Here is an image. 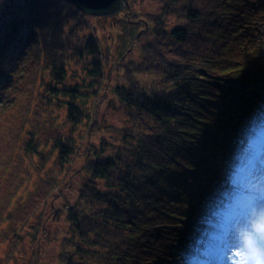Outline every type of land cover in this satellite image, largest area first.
<instances>
[{"label": "trees", "instance_id": "1", "mask_svg": "<svg viewBox=\"0 0 264 264\" xmlns=\"http://www.w3.org/2000/svg\"><path fill=\"white\" fill-rule=\"evenodd\" d=\"M135 2L110 24L123 48L113 62L69 2L24 0L3 21L1 106L14 122L0 154V264L42 252L52 223L53 264H173L190 256L204 208L212 220L230 197L228 171L243 168L228 164V137L264 114V0ZM110 93L120 125L98 119Z\"/></svg>", "mask_w": 264, "mask_h": 264}, {"label": "rangeland", "instance_id": "2", "mask_svg": "<svg viewBox=\"0 0 264 264\" xmlns=\"http://www.w3.org/2000/svg\"><path fill=\"white\" fill-rule=\"evenodd\" d=\"M24 0H0V31L3 27V21L6 20L14 10L19 5H23ZM141 3V0L135 2L136 5ZM12 11V13H11ZM122 11L108 17H102V19H97L100 17H88V25L90 28L94 27L96 36L101 40L103 46L109 49L111 54V59L113 61L117 60L118 55L122 53L123 48L120 44V28L118 26L112 27L111 23L118 22V20L123 16ZM75 20H69V24L66 26L67 31L69 27L73 25ZM81 30V29H80ZM120 33V34H119ZM89 34L88 29H83L79 35L75 36V40H72L74 44H79L85 41ZM67 35V34H65ZM77 38V39H76ZM123 59L120 60V62ZM113 63L107 64V71L110 70ZM118 66V64H117ZM27 81V80H25ZM113 83V82H112ZM25 85V84H24ZM255 87L261 96L264 97V85L257 84ZM0 154L3 155L4 147H7L8 140L10 138V131L14 119L5 106L1 104L7 99L8 93L5 90H0ZM249 111L254 109L255 103L253 101ZM264 105V98L260 104V108ZM102 112L99 113L98 119L101 125H120L125 120V113L116 100V98L110 93V97L104 102L102 107ZM253 121L248 122L249 131H243L244 134L235 137H228V155L226 156L229 163L237 165L242 162V172L232 169L231 172L228 171V175H233L230 178L233 180L225 181L223 188L229 189L231 192L230 197L222 204L214 205V210H212V220L207 218L210 213L209 207L204 208L203 212L198 216L201 220H204V227L199 231L204 234L203 238L198 232V238L195 239L193 243L194 248H187L186 252L193 256L190 259L188 253L182 256L180 261H175L173 264H264V259L256 258L252 261H245L243 258L244 249L250 244V237L254 234L264 235V114H258L250 116ZM102 120V121H101ZM11 122V123H10ZM10 123V124H9ZM257 123V125H256ZM9 124V127H8ZM257 126V127H256ZM8 127V128H7ZM7 128V129H6ZM97 139V137H96ZM235 139L239 141V144H234ZM89 145L87 143L82 144V149H87ZM6 156V154H5ZM251 158V161L249 160ZM249 160V161H248ZM248 161V162H247ZM83 162V155L77 157L74 161L72 170L77 169L81 166ZM81 183V178H75L72 186L63 194L71 198L73 193L77 192V186ZM262 199L263 203H257L255 209H252L246 219L241 222H234L233 216L239 211V209H234L232 211V217L230 221H227V216L230 213V208L228 204L232 202L233 204L240 205L244 204L248 199ZM64 198L58 200L56 206L58 208L63 207L65 201ZM224 216V217H223ZM229 217V218H230ZM218 218H223L220 221ZM211 221H214L211 223ZM49 239H45L44 249L41 251L36 250L32 256L35 248H29V255L26 257L25 262L19 258L15 264H53L54 257L57 252L58 244L61 242V237L59 235L60 223L50 225L49 227ZM206 239V244L201 245L200 241ZM200 244V245H199ZM210 246L214 247L211 249ZM27 247L28 245L25 244ZM4 249L0 248V258L4 255ZM254 254V253H253ZM34 258V259H33ZM187 260V261H185ZM207 262V263H206Z\"/></svg>", "mask_w": 264, "mask_h": 264}, {"label": "water", "instance_id": "3", "mask_svg": "<svg viewBox=\"0 0 264 264\" xmlns=\"http://www.w3.org/2000/svg\"><path fill=\"white\" fill-rule=\"evenodd\" d=\"M83 14L91 17H108L128 7L130 0H63Z\"/></svg>", "mask_w": 264, "mask_h": 264}, {"label": "snow or ice", "instance_id": "4", "mask_svg": "<svg viewBox=\"0 0 264 264\" xmlns=\"http://www.w3.org/2000/svg\"><path fill=\"white\" fill-rule=\"evenodd\" d=\"M250 241V244L244 249V260L252 261L256 258L264 259V235L254 234L250 237Z\"/></svg>", "mask_w": 264, "mask_h": 264}]
</instances>
